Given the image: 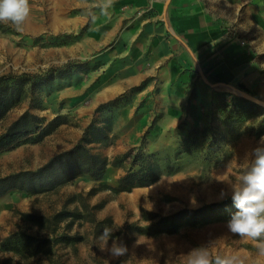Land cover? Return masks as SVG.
<instances>
[{
	"label": "rangeland",
	"instance_id": "rangeland-1",
	"mask_svg": "<svg viewBox=\"0 0 264 264\" xmlns=\"http://www.w3.org/2000/svg\"><path fill=\"white\" fill-rule=\"evenodd\" d=\"M242 1L249 11L231 21V33L252 47L264 73V0ZM30 8L22 28L0 23V75L57 74L60 69L66 74L58 72L34 89L26 85L0 121V133L25 112L42 117L45 124L54 118L63 123L40 142L1 152L0 177L38 167L71 148L84 130L85 0H30ZM141 87L118 96L119 103L93 118L97 125L112 127L106 142L91 144L111 161L103 178H85L81 189L72 181L40 193L16 189L0 198V264H188L196 249L207 251L210 264L217 257L264 264L259 241L229 231L232 216L177 215L231 199L229 183L239 182L250 164L249 150L264 136L258 134L264 114L239 113L238 98L263 107L264 98L216 91L206 108L189 104L180 116L154 111L140 125L146 116L138 115L140 107L134 114L131 108ZM189 93L192 97L195 89ZM233 106L235 117L229 113ZM148 161L159 165L158 180L118 190L121 177ZM173 215L174 222L166 219ZM106 227L128 248L118 259L101 251L99 236Z\"/></svg>",
	"mask_w": 264,
	"mask_h": 264
},
{
	"label": "crops",
	"instance_id": "crops-1",
	"mask_svg": "<svg viewBox=\"0 0 264 264\" xmlns=\"http://www.w3.org/2000/svg\"><path fill=\"white\" fill-rule=\"evenodd\" d=\"M246 10L242 0H112L107 9L102 0H85L88 103L83 134L105 110L102 104L138 86L143 91L131 109L134 114L140 107L138 115L146 116L140 125L154 111L180 116L189 104L206 108L216 91L264 98L263 68L252 47L244 46L230 29L231 21L243 18ZM192 88L196 94L190 97ZM85 178L91 176L81 174L73 181L81 189Z\"/></svg>",
	"mask_w": 264,
	"mask_h": 264
},
{
	"label": "trees",
	"instance_id": "trees-1",
	"mask_svg": "<svg viewBox=\"0 0 264 264\" xmlns=\"http://www.w3.org/2000/svg\"><path fill=\"white\" fill-rule=\"evenodd\" d=\"M58 72L59 74H66V71L62 69L57 70V74ZM57 74L51 70L45 75L31 73L0 75V121L13 105L21 99L22 94L26 91V85L29 89H34L50 82ZM121 100V98H115L102 104L101 107H110ZM238 100L241 102L238 105L239 108L241 107L239 113L245 110V112L257 111L261 115L264 114L263 106L247 98H238ZM229 113L233 114L234 117L237 116L236 106H233ZM62 123L58 122V118H54L45 124L42 117L31 112H25L13 121L3 133H0V153L24 143L40 142ZM111 130V126L93 123L86 130L81 141L72 149L51 157L48 162L36 169L21 170L0 177V198L16 189L30 193L50 191L72 182L81 174H88L94 180L103 178L111 161L108 156L95 152L90 145L106 142L109 139ZM263 133L264 119L258 130V134ZM160 176L161 169L159 165L155 161H148L147 164L146 162L142 164L139 170L130 171L121 177L118 182V190L125 191L137 185L150 184L158 180ZM233 211H235V205L232 199H229L223 202L205 204L196 209H183L177 215L189 217L201 215L203 218L213 215L214 219L222 220L231 217ZM177 215L168 216L166 219L174 222Z\"/></svg>",
	"mask_w": 264,
	"mask_h": 264
},
{
	"label": "clouds",
	"instance_id": "clouds-1",
	"mask_svg": "<svg viewBox=\"0 0 264 264\" xmlns=\"http://www.w3.org/2000/svg\"><path fill=\"white\" fill-rule=\"evenodd\" d=\"M112 0H102L107 9ZM30 0H0V23H11L22 28L30 16ZM250 164L240 175L238 183H229L231 199L236 211L227 223L229 231L241 237L259 241L257 247L264 255V136L249 150ZM101 251H106L113 259L128 252L127 246L119 237H114L111 228H104L99 236ZM109 241L111 243L109 244ZM235 258H216V264H234ZM188 264H210L206 250L196 249L191 253Z\"/></svg>",
	"mask_w": 264,
	"mask_h": 264
}]
</instances>
